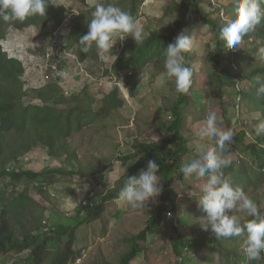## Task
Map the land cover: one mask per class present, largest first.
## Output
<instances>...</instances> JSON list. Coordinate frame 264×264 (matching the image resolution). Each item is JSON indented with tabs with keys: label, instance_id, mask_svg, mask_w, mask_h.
Masks as SVG:
<instances>
[{
	"label": "trees",
	"instance_id": "obj_1",
	"mask_svg": "<svg viewBox=\"0 0 264 264\" xmlns=\"http://www.w3.org/2000/svg\"><path fill=\"white\" fill-rule=\"evenodd\" d=\"M79 1L86 8L81 11L80 17L78 16L70 26L66 44L69 49L75 47L79 62H96L99 59V53L95 43L93 42L87 53L82 52L79 45V37L87 33L96 5L89 6L86 0ZM95 1L106 7L111 4L128 12L133 17L134 22L139 18L143 4V0ZM192 1L194 0H170L167 3L164 14L171 18L175 16V13H178L180 15L179 21H181L174 28H170L167 34L158 31L143 33L144 39L139 43L131 35H127L118 54V67L115 69H131L132 75L150 67L159 73L165 72L163 52L168 44L177 38V31L187 27V23L193 17V12L192 14L189 13L191 9L200 14V19L207 26L209 33L217 37L212 57L213 69L205 75L203 84H200V74L195 63V51L191 49L184 54L186 66L192 71V83L189 93L184 95L176 92L173 81L171 85L175 95L160 97L163 112L172 116L170 123L164 126V137L153 143L140 142L139 140L132 142V152L121 157L123 165H127L130 161L132 164L115 182L114 188L107 191L96 206L87 208L78 205L76 207L75 215L77 217L85 215L86 217L82 221L83 224H89L100 219L105 211L106 203L120 199L119 193L126 186L127 178L133 176L138 178L141 171L147 168L148 161L154 160L155 154H161L163 161L171 164L176 170L177 180L186 181L200 178L194 174L185 177L180 169L186 164L185 158L187 156H194L195 149L189 147V142L192 140L190 137L192 134L191 122L195 124L206 121V105L201 104L199 100L208 93L209 88L213 87L214 94L220 98L221 103H224L222 100L223 88L233 90L238 81L247 82L248 88L238 92L242 104L246 107L245 113L247 116L258 114L260 119L253 120L256 124L264 122V94L258 91L264 85V61L247 57L241 71L235 72L228 59H223L228 49L218 39L219 29L227 22H223L219 16L213 17L211 10L201 14L198 8L199 0ZM233 1L225 8L227 11L233 7H238L241 3V0ZM260 8L264 12V2L260 3ZM71 12L65 5H56L53 0H49L46 14L43 17H30L22 23L15 22L11 25L0 20V182L8 178L13 184L11 191H7L4 187L0 188V263H4L6 256L12 253H26L27 262L30 261L32 264H44L45 262L47 264H67L69 261L77 260L80 252H75L72 249L75 231L72 230L71 226L58 225L47 234H43L45 235L44 238L35 234L45 227L43 216L45 209L31 195L30 186L36 184L37 191L42 195L45 193L44 189L56 183L59 177L80 176L89 180L95 174L109 169L103 166L84 167L81 165L78 162L77 154L69 144V139L86 128L113 118L115 113L123 109L126 106V100L120 88L116 86L109 93L103 94L100 106L96 110L84 108L81 103H85L92 96L89 92V84L78 92L75 102L70 99V92L55 82L48 83L39 89L30 88L23 77L22 63L16 59H8L1 46V41L11 27L15 29L35 27L42 31L47 29L50 23L53 24L52 29L54 30L62 26L63 22L71 16ZM240 43L246 48L242 49L237 46V56L245 55L250 51L259 52L258 48L264 47V23L261 26L257 24L254 29L243 35ZM199 90L201 91L200 95L197 94ZM252 91L256 93L253 94ZM257 94H261V96H256ZM217 123L222 124L224 122ZM225 124L227 129L233 131L232 141L240 146L241 151H250L251 155H255L258 172L254 176L251 175L247 164L243 159L238 158L240 160L239 166L233 178L235 169L230 164L227 167H221L215 174L221 182L228 181L234 190L239 189L247 195L250 189L255 191L264 184V172L262 171L264 168V133L257 134V129L251 127V137L255 143L244 146L243 141L246 138V133H248L247 130L243 128L237 131L235 128H231L230 122H225ZM253 125L258 127L254 123ZM36 147L45 149L48 156L55 160L61 161L63 158L65 166H57L38 173L20 166L21 163L22 165L25 163L24 155ZM71 161L77 163V170L68 172L66 165ZM10 164L16 166L8 167ZM111 165L110 162L109 167ZM20 185L22 191L17 193L16 188ZM170 185L171 182L163 184L162 198L166 201L170 199L168 196ZM72 196L75 197L74 192H72ZM171 204L174 218L177 214L176 205L173 201ZM40 210L42 214L37 215ZM165 210L161 209L152 218L151 224L147 225L139 234L125 238L124 242L130 245L120 254L115 264H131L139 254V242L146 240L148 233L161 221ZM259 211L264 217V209ZM249 219L252 217L247 216L238 222L243 225ZM177 221L178 218L175 222ZM55 236L66 241L65 250L59 248L56 252H51L48 249L50 238ZM246 237L245 231L240 236L234 237L217 238L214 233H208L202 239L190 240L177 231L176 236L171 240L172 250L176 256H180L186 250V262L190 264L191 257L189 254L192 255L206 247L214 246L220 258L218 262L231 264L233 257L236 259L241 257ZM250 262L252 260H246V264Z\"/></svg>",
	"mask_w": 264,
	"mask_h": 264
},
{
	"label": "rangeland",
	"instance_id": "obj_2",
	"mask_svg": "<svg viewBox=\"0 0 264 264\" xmlns=\"http://www.w3.org/2000/svg\"><path fill=\"white\" fill-rule=\"evenodd\" d=\"M169 1L143 0L139 20L135 22L137 27L143 30L142 34L153 31L167 34L170 28H174L177 23L181 22L179 21L180 15L178 13H175V16L171 18L164 14V8ZM53 2L56 5H65L72 11L71 16L63 22V26L59 30L63 38L64 35L67 36L70 26L78 16L80 17L81 11L86 7L79 0H53ZM86 2L89 6L98 4V1L95 0H86ZM231 2L234 1L199 0L198 8L201 14H205L211 10L213 17L219 16L223 22H229L231 18H235L236 9L238 8L233 7L234 9L231 8L227 11L225 8ZM262 2L264 0H260V3ZM189 13L193 17L187 23V27L177 31V34L178 36L187 35L191 38L192 45L189 50L193 49L195 51V63L200 74L199 82L203 84L205 75L213 69L212 57L217 37L209 33L207 26L200 19L199 13L192 9ZM263 23L264 19L258 25L261 26ZM54 32L56 30L53 31L52 28H49L47 31L26 28L14 36H21L28 40V46L32 48L36 44L42 46L48 45L53 41H51V37H53L52 34ZM126 36L123 39L120 37L114 39L112 51L106 58L102 59L104 68L118 65V62L114 60L117 53V42H124ZM219 42L223 43L221 40ZM239 46L242 49L246 48L242 43H239ZM24 49H27L26 45ZM258 51L257 53L250 51L245 55L241 54V56H238L237 60L240 62L241 67L247 57L257 61H264V47L258 48ZM227 56L226 54L223 59H226ZM91 63L87 62L88 70H86L93 76V79L90 80L82 78L79 69L70 63V67L67 68L68 74L80 77L81 81H75L74 78H71L74 81H71L69 84V96L75 102L78 92L83 86L89 84V92H91L92 96L85 103L82 102L81 105L84 108L96 110L100 106V100L105 92L100 89L98 82L94 79L100 76L103 70L97 68L95 61H91ZM122 73L118 76L121 77L118 81L121 86L122 95L126 100V106L115 113L113 118L86 128L69 139V144L77 154L78 162L81 165L84 167L92 165L103 166L109 169L95 174L89 180L80 176L59 177L56 183L44 189L45 193L42 195L37 191L36 184L30 186L31 195L45 209L43 211L45 227L35 232V234L44 238L45 235L43 234H47L58 225L71 226L72 230L75 231L72 249L75 252H80V256L74 262L69 261L67 264H115L120 254L130 245L124 242L125 238L130 235H137L143 231L147 225L151 224L152 218L163 209V202L166 200L162 198V188L165 182H171V185L168 187L169 198L176 193L182 196L178 202L179 213L175 214L171 220L166 219L164 213L162 214L161 221L148 233L146 240L139 242V254L131 264H176L171 240L176 236L177 231L190 240H199L208 233H213L206 214L199 207V199L204 194L202 188L209 182L211 175L206 173L205 176L199 179L179 181L176 179V170L170 163L167 164L163 161L161 154L154 155V161L159 165L156 175L158 176V185L161 188L159 195L154 198V202L149 201L145 208L133 210L121 199L110 201L106 203L105 211L101 218L89 224L82 223L86 218L85 215L82 217L75 215V209L78 205L84 206V202H89L92 203V206L89 208H92L99 203L101 197L107 191L114 188L115 182L122 177L126 168L132 164V161H130L127 165H123L121 160V157L129 154L131 151L129 143L135 140L146 143L157 142L160 138L164 137V126L170 123V120L167 118L169 113L163 112L160 97L163 95H175L171 85V83L173 84V80L167 78L165 72L159 73L151 67L132 76ZM238 85L240 89L248 88L247 82L239 83ZM106 86L114 87L113 84ZM214 93V88H209L208 93L201 97L199 102L206 105L207 112L216 111L217 121H232L233 125L231 126L235 130L240 131L245 128L248 135H251V127L257 129L253 123L255 125H259L260 123L256 124L253 122L255 114L246 115L244 104L240 103V114L236 113L235 109H233L235 101L233 99H235V94L237 96L236 92L232 89L223 88L222 100L224 103H221L220 98ZM252 93L255 94L256 92L252 91ZM197 94L200 95L201 91H197ZM256 96H261V94H257ZM257 119H260V116ZM217 127L220 130H228L225 123H217ZM205 128L206 121L195 124L191 122L192 134L190 137L192 140L189 142V147L191 149L194 148L195 153L193 157L187 156L185 158L186 164L201 157L207 151L215 149L217 156L221 160L230 161L229 164L234 167L235 172H237L239 166L240 160L238 158H241V160L244 158L243 161L247 164L250 174H256L257 171L252 164L254 156L249 153L243 154L239 145L235 146L237 151L230 148L229 142H226L223 148L219 147L215 137L203 134ZM130 138H132V142ZM250 139L253 140V138L247 137L244 143H248ZM24 157L28 161L25 160V164L22 167L36 173L44 172L57 166H65L63 158L61 161L55 160L53 157L48 156L45 149L40 147H36L31 152L25 154ZM110 162L112 164L111 167H109ZM66 169L68 172L76 171L77 163L71 161L66 165ZM3 187L7 191H11L13 184L8 178L3 179L0 182V188L2 189ZM21 189V185L16 188L17 193L21 192ZM72 192H74L75 197L72 196ZM90 194L93 195L89 197ZM247 196L257 204L258 210L264 209V188L259 189L256 193L249 192ZM38 214H42V211H38ZM226 214L237 217V220L245 219L248 216L246 210L239 207L238 202L237 207L227 211ZM177 218V227H175L174 221ZM59 248L60 250H65L66 241H62L61 237L57 236L50 238L48 249L51 252H56ZM189 255L191 257L190 264H220L218 262L220 260L218 251L214 246L206 247L193 255ZM26 257V253H12L6 256L4 263L0 264H32L30 261L29 263L27 262ZM247 258L245 256L242 261L245 262ZM239 260V258L233 257L231 264H238ZM44 264H47V262ZM184 264H187L185 258ZM248 264H264V252L261 253L259 260H252Z\"/></svg>",
	"mask_w": 264,
	"mask_h": 264
},
{
	"label": "clouds",
	"instance_id": "obj_3",
	"mask_svg": "<svg viewBox=\"0 0 264 264\" xmlns=\"http://www.w3.org/2000/svg\"><path fill=\"white\" fill-rule=\"evenodd\" d=\"M48 4L49 0H0V20L11 25L15 22L22 23L30 17H43L46 14ZM92 17L87 33L79 37V45L80 50L87 53L89 48L92 47L93 42L95 43L96 49L99 53V59L95 63L97 64V68L104 69L103 60H101V58H106L112 51L115 38L120 37L123 39L124 36L131 35L137 43L144 39L142 34L143 30L135 24L139 19L134 22L133 17L128 12L123 11L118 7H114L111 4L107 7L103 4H97L95 11L92 13ZM262 19H264V12L261 11L260 0H241V3L236 9L235 18L225 23L219 29V39L223 41L224 46L228 49V56L226 58V60L228 59V62L230 58L229 50L235 49L240 43L242 36L254 29ZM62 26L58 27V29L60 30ZM25 29L26 28L15 29L14 27H11L7 30L5 37L1 41V46L8 59H15L9 58L6 49H4L5 41H7L9 35L11 41H13L15 37L12 36L9 31L15 30L17 32H22ZM65 37L67 36L64 35L63 39ZM21 39L20 43L23 45L28 41L23 37H21ZM64 41L66 43V38ZM122 44L123 42H117V53L114 57L116 62L118 54L122 49ZM191 45L192 40L189 36L179 35L174 42L168 44L163 52L165 75L167 78L174 81L175 90L178 94L187 95L192 83V71L186 66L184 55L189 51ZM9 47H12V43ZM70 50L75 53V47L70 48ZM81 64H83V67L88 70L87 62ZM238 65L240 72L241 64L239 61ZM115 67H118V65L110 66V70L114 72L117 80V84L114 87L117 86L121 88L118 81L120 78L118 77L120 75L119 72L131 69L122 70L115 69ZM108 68L106 71L107 74L111 72ZM235 72L239 73L238 71ZM91 77L93 76L91 75ZM85 78L87 80L93 79L88 78L87 76H85ZM243 82L245 81H238L237 83ZM67 90L69 91V89ZM258 91L259 93L264 94V85H262ZM234 98H236V94ZM205 120L206 128L204 129L203 134L215 137L219 147L223 148L226 142L230 143L233 140L234 133L232 130L218 129L216 111H209ZM262 133H264V122L260 123L257 127V134ZM247 137L252 138L250 134L248 135V133H246L245 139H247ZM229 163L230 161L228 160H221L217 156L215 149H212L204 153L201 157L185 164L180 171L185 177L193 174L196 177H203L206 173L211 175L209 182L203 186L202 192L204 194L199 199L200 210L206 214L208 221L211 224V230L217 238L240 236L246 231L247 237L242 248L243 258L241 259L243 260L245 256H247V259L249 260H259L261 258V253L264 252V217L261 216L257 204L243 191L239 189L234 190L228 181L221 182L219 177L215 174L221 169V167H227ZM24 164H20V166H24ZM12 165L16 166L15 164ZM12 165L10 164L8 167ZM158 167L159 165L156 161L149 160L147 168L141 171L138 178L134 176L127 178L126 186L120 191L119 197L131 209H143L149 201L154 202V198L159 195L161 188L158 185V176L156 175ZM237 202L239 203V207L246 210L248 216L252 217V219H249L243 225L238 222L237 217L226 214L227 211L237 207ZM247 259H245V262Z\"/></svg>",
	"mask_w": 264,
	"mask_h": 264
},
{
	"label": "built area",
	"instance_id": "obj_4",
	"mask_svg": "<svg viewBox=\"0 0 264 264\" xmlns=\"http://www.w3.org/2000/svg\"><path fill=\"white\" fill-rule=\"evenodd\" d=\"M52 26L53 24H49L46 31L49 28H52ZM54 30H56V32L52 34L54 38L51 37V41H53L46 46L36 44L32 46V48H30L28 46V42H25L24 45L20 43V41L22 40L21 36L14 37L13 41H11L9 35V38L7 39V41H5L4 49H6L8 57L15 58L22 63L25 70L24 79L30 88H42L48 83L55 82L64 86L66 89H69V84L71 83V81H80V77L70 76L68 74L67 68L70 67V63L74 64L77 69H79V73L81 75L92 78L91 75L86 72V69L83 67L84 65L77 61V56L75 55L74 51L70 50L67 47V44L65 43L64 39L61 36V33L59 32V29L55 28ZM9 33L14 36L18 32H16L15 30H10ZM11 43L12 47H9ZM25 45L27 46V49H24ZM229 54V62L231 64V67L235 71L239 72L236 48L233 50H229ZM108 69L109 71H111L110 67ZM103 71L104 72L94 80L98 82L100 89L106 93L112 89V87H107L106 85L113 84V86H115L117 84V80L114 72L111 71L109 72V74L105 75L107 68H104ZM122 72L119 73L127 75L132 74L131 70H125ZM71 78H74V80H72ZM238 84L239 83H237L234 88V92L237 93V96L233 105L235 112L240 114L239 106L241 103V96L238 94V92L242 89H240V86ZM167 118L170 121L172 120L171 115H169ZM11 167L14 166L12 165ZM262 171L264 172V168L262 169ZM92 195L93 194H90L89 197H91ZM181 197V194L177 193L175 195H172L170 199H168V201L163 202V206L166 208L164 212L166 219L171 220L173 217V208L172 206H170L171 201H174V203L178 204ZM83 205L89 208L90 206H92V203L84 202ZM174 225L175 227H177V222H175ZM186 252L187 251L184 250L180 256H175L176 264H184ZM243 263L244 261L240 259L239 264Z\"/></svg>",
	"mask_w": 264,
	"mask_h": 264
},
{
	"label": "crops",
	"instance_id": "obj_5",
	"mask_svg": "<svg viewBox=\"0 0 264 264\" xmlns=\"http://www.w3.org/2000/svg\"><path fill=\"white\" fill-rule=\"evenodd\" d=\"M101 60H102V58H101ZM101 60H100V61H101ZM81 76H82V78H85L84 75H81ZM120 78H121V77H120ZM120 78H119V79H120ZM85 79H86V78H85ZM80 81H81V79H80ZM119 84H120V83H119ZM82 85H83V84H82ZM207 113H208V112H207V110H206V115H207ZM258 116H259L258 114H255L254 119H257ZM223 120H224V119H223ZM224 121H225V120H224ZM224 121H222V120H218L217 122H224ZM225 122H226V121H225ZM225 122H224V123H225ZM228 122H230V125H233L232 121H228ZM225 125H226V124H225ZM226 127H227V126H226ZM231 128H233V126H231ZM130 140H131V142H132V138H130ZM244 140H245V138H244ZM250 143H255V141L252 140V139H250V141H249L248 143L246 142V144H245L244 141H243V145H244V146H247V145L250 144ZM131 144H132V143H129L128 145H129V147H130V150L132 151V149H131ZM228 145H229L230 148H232V149H234V150L237 151V148L235 147L236 145H238L237 143H234L233 141H231L230 143H228ZM131 151H130V152H131ZM244 153H247V154L249 153V154H251L250 151H244L243 154H244ZM252 156H254V159H253L254 161L252 162V164L255 166V170L258 172V168H257L256 161H255V158H256V157H255V155H252ZM242 157H243V156H242ZM243 159H244V158H243ZM257 172H256V174H257ZM235 175H236V172L234 171V173H233V175H232V178H233ZM254 175H255V174H254ZM254 175H253V176H254ZM263 188H264V184H262V185H261L257 190H255V191H252V190L250 189V192H255V193H256V192L259 191V189L261 190V189H263ZM241 258H243V255H241V257H240L239 259H241Z\"/></svg>",
	"mask_w": 264,
	"mask_h": 264
},
{
	"label": "bare ground",
	"instance_id": "obj_6",
	"mask_svg": "<svg viewBox=\"0 0 264 264\" xmlns=\"http://www.w3.org/2000/svg\"><path fill=\"white\" fill-rule=\"evenodd\" d=\"M177 194V193H176ZM172 196V195H171ZM170 196V197H171ZM174 202V201H173ZM175 205H176V212H177V214L179 213V211H178V209H179V205L178 204H176V203H174ZM170 206H172V204H170ZM173 208V207H172ZM163 209H166L165 207H163ZM173 218V217H172ZM174 224H175V221H174ZM244 264V263H243ZM246 264V263H245Z\"/></svg>",
	"mask_w": 264,
	"mask_h": 264
}]
</instances>
